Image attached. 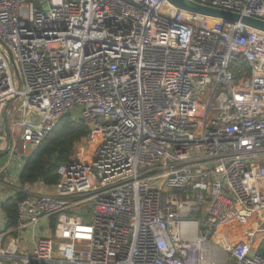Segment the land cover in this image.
Returning a JSON list of instances; mask_svg holds the SVG:
<instances>
[{"label":"built area","instance_id":"1","mask_svg":"<svg viewBox=\"0 0 264 264\" xmlns=\"http://www.w3.org/2000/svg\"><path fill=\"white\" fill-rule=\"evenodd\" d=\"M0 40V153L21 171L63 116L89 126L53 193L19 190L0 264H264L263 31L168 0H0Z\"/></svg>","mask_w":264,"mask_h":264},{"label":"trees","instance_id":"2","mask_svg":"<svg viewBox=\"0 0 264 264\" xmlns=\"http://www.w3.org/2000/svg\"><path fill=\"white\" fill-rule=\"evenodd\" d=\"M89 132L88 124L77 121L71 115L63 116L50 136L44 140L27 158L19 181L22 185L42 183L47 187L55 186L60 179L57 170L74 155L77 146ZM25 192H18L2 204L7 217V227H15L18 220L17 200L25 197ZM72 213L79 214V210ZM51 227L56 231V219H51ZM264 255V247H260Z\"/></svg>","mask_w":264,"mask_h":264},{"label":"water","instance_id":"3","mask_svg":"<svg viewBox=\"0 0 264 264\" xmlns=\"http://www.w3.org/2000/svg\"><path fill=\"white\" fill-rule=\"evenodd\" d=\"M175 7L188 12L199 13L202 15L219 18L223 23H239L243 26H247L253 29H257L264 32V19L253 17V16H243L238 12H232L228 10H223L209 5H203L191 0H168ZM0 42H2L0 40ZM5 128L9 132V123L7 115L4 116ZM6 143V141H5ZM17 152H6L0 153V178H5L11 174L12 170L16 165ZM29 155L23 156L22 159L25 162ZM24 166L22 167L20 173L22 172Z\"/></svg>","mask_w":264,"mask_h":264},{"label":"crops","instance_id":"4","mask_svg":"<svg viewBox=\"0 0 264 264\" xmlns=\"http://www.w3.org/2000/svg\"><path fill=\"white\" fill-rule=\"evenodd\" d=\"M15 151H20L19 145L16 143L14 145ZM22 162L20 158L16 160L15 168L12 170L11 174L6 176L5 178H0V226L7 227V217L4 211L2 210V204L9 198H12L19 192V190H23L27 193H31L34 195L37 194H44V193H53L54 189L52 187H47L42 183H36L38 185L37 190L28 191L25 189L24 185H22L19 181V174H20V166L19 164ZM8 228V227H7ZM23 232H26L23 231ZM12 235L16 236V233H12ZM27 237V236H23ZM28 241V240H27ZM28 249H32L33 244L26 243Z\"/></svg>","mask_w":264,"mask_h":264},{"label":"rangeland","instance_id":"5","mask_svg":"<svg viewBox=\"0 0 264 264\" xmlns=\"http://www.w3.org/2000/svg\"><path fill=\"white\" fill-rule=\"evenodd\" d=\"M0 49L3 52H8L7 47L2 42H0ZM13 81H14V84L15 85H18L19 84V79H18V76H17V72H16V70H15L14 67H13ZM18 145H19V148L21 149V144L19 143ZM24 187L28 191L37 190L39 188L37 184H33V183L32 184H25ZM87 210H88V207H85L84 208V211H87ZM79 214H81V213H79ZM89 217H90V215L87 214L86 215V218L90 219ZM84 222L89 223V220H85ZM23 236H27V237L25 238ZM20 237L22 238L20 240V247L25 248L27 242H28V244H31L32 245L33 240H34V236L32 234L31 228H28L26 230V232H22L21 235H20ZM215 258L216 259H215L214 264H225L226 261H227V259H228L227 255L224 254V253L219 254Z\"/></svg>","mask_w":264,"mask_h":264}]
</instances>
